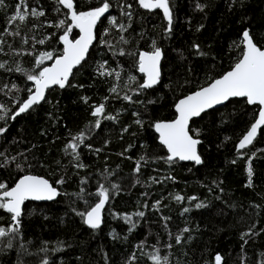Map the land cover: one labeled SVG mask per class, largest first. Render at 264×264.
I'll use <instances>...</instances> for the list:
<instances>
[{"label":"trees","instance_id":"obj_1","mask_svg":"<svg viewBox=\"0 0 264 264\" xmlns=\"http://www.w3.org/2000/svg\"><path fill=\"white\" fill-rule=\"evenodd\" d=\"M108 2L70 86L49 88L45 100L15 119L18 101L33 88L27 75L51 61L37 66L36 59L62 52L64 29L55 25L65 20L66 28L71 21L57 0H26L29 13L36 8L45 15L11 24L18 0L0 6V105L8 109L0 120L7 129L0 135V182L11 187L24 174L42 175L60 193L49 202L25 201L19 232L0 238V264H155L154 255L167 264H215L217 254L221 264H264V126L251 145L236 148L258 105L233 98L191 120L200 164L169 163L153 130L156 121L175 117L179 98L237 62L245 29L264 48V0H170V32L162 9H144L137 0ZM101 3L74 0L78 11ZM77 35L74 28L70 38ZM154 45L163 52L160 81L140 88L138 55ZM101 64L113 74L101 76ZM100 104L104 112L94 116ZM82 133L77 153L66 150ZM101 185L110 196L101 226L92 229L79 213L99 200ZM12 225L11 214L0 209V227Z\"/></svg>","mask_w":264,"mask_h":264},{"label":"snow or ice","instance_id":"obj_2","mask_svg":"<svg viewBox=\"0 0 264 264\" xmlns=\"http://www.w3.org/2000/svg\"><path fill=\"white\" fill-rule=\"evenodd\" d=\"M140 7L144 9H162L165 18L168 21V31H171L173 23V15L170 8V0H137ZM59 5L68 10V15L71 23L65 28V20H60L55 25L57 28H63V35L59 37L63 44L62 54L55 57L52 52H44L36 59L37 66L44 63L45 60H54L50 67H43L38 74H28L27 80L34 84V88L28 89V97L26 100L19 103V107L15 113L11 116L15 119L21 113L28 111L34 105L39 104L45 100L46 90L53 85L59 86L61 89L69 85V78L73 74V69L81 65V62L85 60L89 47L92 45L95 39V28L97 23L102 17L109 11L110 3L108 0H102L99 6L91 8L89 10H77L74 5V0H57ZM4 4V0H0V6ZM23 6L24 10L21 11ZM127 8L131 9L132 5L128 4ZM198 7H201L198 5ZM29 15L32 16H44V11H38L36 8H32L30 13L27 9L26 0H18L16 5L15 14L10 17L9 23L15 21L24 22ZM125 15L131 17L130 12H126ZM115 24V20L111 21ZM53 26V25H49ZM121 31L125 30L124 25H118ZM79 30V38L70 39V35L73 29ZM14 34H19L17 31ZM244 49L241 58L234 64L231 70L227 71L220 78L214 79L206 87H202L196 92L180 99L175 105L177 112L176 119L167 122H157L154 125L155 131L159 134V141L162 145L166 146L169 155L167 161L169 163L176 159L180 161H194L196 164L202 163L201 157L197 152V145L200 143L199 139L194 138L190 134L189 122L195 118L200 117L206 110L213 108L216 105L223 104L229 101L231 98H246V102L249 105H259L258 118L251 124L250 129L243 136L238 144V150L246 148L253 143V140L258 134V130L264 126V48L258 46L248 30H245L242 34ZM123 40V37H121ZM40 44H44L45 40L38 41ZM126 43V41H124ZM27 43V41H25ZM199 50V45H194ZM123 55V51L120 53ZM162 58V52L159 47H155L152 52L139 53V72L146 76L144 82L139 86L140 88H151L156 85L160 80V61ZM4 64L0 63V68H3ZM100 75H112V72L104 70V65L99 66ZM22 71V69H17ZM117 79L119 73L116 72ZM70 86V85H69ZM7 87V86H5ZM15 88V85H12ZM82 87V86H81ZM112 92H116V88L111 89ZM124 99L130 100L131 97L125 95ZM87 102V98H85ZM0 110H3L4 114H0V120L5 119V115L8 109L0 105ZM104 112V105L100 104L95 107L93 111L94 116H99ZM137 124H142L140 120L136 121ZM97 127H99V121H97ZM126 130V129H125ZM6 128L0 127V135H2ZM83 133L79 136L73 137V142L67 145V149H70L73 154L77 153L79 144L83 143ZM78 159V155L76 156ZM15 159V158H13ZM143 160L144 158L141 157ZM19 167V165L17 166ZM77 167H83L78 164ZM137 171H139V162H137ZM249 186H251L252 168L249 161L248 166ZM57 184L64 183L63 179L56 182ZM115 187V185H113ZM60 193L57 188L42 176L37 175H23L14 186L9 187L6 182H0V209L5 210L11 214V220L13 225L4 228L0 227V238L8 236L10 233H17L20 229L22 205L25 201H50L57 197ZM98 196L99 202L96 203L91 209L84 213H79L84 218V222L92 229H97L101 226L102 222V210L105 204L109 200V189L100 186ZM177 200L183 199L181 196L176 197ZM191 199H195L192 197ZM197 208L203 207L202 204H197ZM188 211V209H185ZM138 215L143 216L144 213L140 212ZM131 223V218L126 217ZM134 226V225H133ZM188 231L187 228L184 229ZM180 236L176 237L177 243L180 242ZM246 243V241H245ZM9 247L11 243L9 242ZM134 258V257H133ZM155 264H167V258H161L158 255L152 257ZM215 264H221L222 258L219 254L214 257ZM47 264V262H45Z\"/></svg>","mask_w":264,"mask_h":264},{"label":"water","instance_id":"obj_3","mask_svg":"<svg viewBox=\"0 0 264 264\" xmlns=\"http://www.w3.org/2000/svg\"><path fill=\"white\" fill-rule=\"evenodd\" d=\"M245 30H247V29H245ZM244 30V31H245ZM95 31V30H94ZM243 31V32H244ZM243 32H242V34H243ZM79 35H80V33H79V30H78V35L75 37V38H73V39H77V38H79ZM242 36V35H241ZM70 39H72V38H70ZM94 41V40H93ZM242 41H243V37H242ZM92 46V45H91ZM91 46L89 47V49L91 48ZM161 49V48H160ZM243 49H244V43H243ZM62 51H63V44H62ZM89 51V50H88ZM152 51H154V50H150V51H147V50H141L139 53H141V52H152ZM161 52H162V50H161ZM243 52V51H242ZM61 54H62V52H61ZM60 54V55H61ZM59 56V55H58ZM86 56H87V54H86ZM241 56H242V54H241ZM241 56H240V58H241ZM57 57V56H56ZM162 57H163V52H162ZM55 58V57H54ZM86 58V57H85ZM239 58V59H240ZM238 59V60H239ZM237 60V61H238ZM161 61H162V58H161ZM161 61H160V77H161V73H162V71H161ZM54 62V60H51L50 61V63L49 64H47L45 67H50L51 66V64ZM234 66V65H233ZM232 66V67H233ZM231 67V68H232ZM231 68L229 69V70H231ZM75 69V68H74ZM73 69V70H74ZM229 70H227V71H229ZM137 71H138V73H140V74H142L143 75V81H142V83L144 82V80L146 79V76L143 74V73H141V72H139V55H138V69H137ZM226 71V72H227ZM226 72H224L223 74H225ZM222 74V75H223ZM221 75V76H222ZM221 76H219V77H217V78H220ZM217 78H214V79H217ZM213 79V80H214ZM213 80H211L208 84H210ZM160 81V80H159ZM159 83V82H158ZM157 83V84H158ZM208 84H206V85H204V86H202V87H206ZM54 86H56V85H53L52 87H54ZM52 87H50V88H52ZM202 87H200V88H202ZM33 88H34V84H33ZM200 88H198V89H196V90H194V91H192V92H190V93H188V94H186V95H184L183 97H181V98H179L176 102H175V104H174V111H175V117L173 118V119H171V120H160V121H156L155 123H157V122H167V121H172V120H174V119H176V117H177V112H176V110H175V105L178 103V101L180 100V99H183L184 97H186V96H188V95H190V94H192V93H194V92H196L197 90H199ZM48 90V89H47ZM46 90V91H47ZM46 94V93H45ZM27 99V98H26ZM25 99V100H26ZM231 99H233V98H231ZM239 99H243V98H239ZM245 100H246V98H244ZM227 102V101H226ZM226 102H224V103H226ZM223 103V104H224ZM223 104H220V105H216V106H214L213 108H215V107H219V106H221V105H223ZM249 105V104H248ZM213 108H211V109H213ZM259 108H260V106L258 105V110H257V114H256V117H255V119H257L258 118V113H259ZM208 110H210V109H208ZM208 110H206V111H208ZM195 118H197V117H195ZM194 119V118H193ZM255 119L253 120V122L252 123H254L255 122ZM191 122V121H190ZM190 122H189V126H190ZM155 123L153 124V130H154V132L156 133V135H157V140H158V142L160 143V141H159V134L155 131V128H154V125H155ZM251 123V124H252ZM251 124H250V126H251ZM250 126H249V128L246 130V132L239 138V140L237 141V143H236V148L238 149V144H239V142H240V140L243 138V136L247 133V131L250 129ZM263 127V126H262ZM258 133H259V130H258ZM191 134V133H190ZM258 135V134H257ZM257 137V136H256ZM194 138H196V137H194ZM196 139H199V138H196ZM200 140V139H199ZM255 140V139H254ZM253 140V141H254ZM161 144V143H160ZM162 145V144H161ZM164 148H165V150H166V153H167V156L169 155V153H168V151H167V148H166V146H164V145H162ZM197 152H198V145H197ZM198 154H199V152H198ZM201 157V156H200ZM176 160H178V159H176ZM179 162H192V163H195L194 161H180V160H178ZM196 164V163H195ZM24 175H28V174H24ZM30 175H36V174H30ZM23 176V175H22ZM37 176H42V175H37ZM21 177V176H20ZM19 177V178H20ZM42 177H44L45 179H47L45 176H42ZM18 178V179H19ZM18 179H17V181H18ZM49 180V179H48ZM16 181V182H17ZM15 182V183H16ZM49 182L51 183V181L49 180ZM14 186V185H13ZM54 186V185H53ZM54 187H56V186H54ZM57 188V187H56ZM57 190H58V192H59V189L57 188ZM57 197H55L53 200H55ZM100 199V198H99ZM53 200H50V201H53ZM29 201H32V200H29ZM35 202H49V201H35ZM99 202V200L96 202V203H98ZM95 203V204H96ZM94 204V205H95ZM93 205V206H94ZM106 205V204H105ZM92 206V207H93ZM22 208H23V205H22ZM105 208V207H104ZM91 209V208H90ZM89 209V210H90ZM88 210V211H89ZM103 218H104V209L102 210V222H103ZM102 222H101V224H102ZM85 225L87 226V227H89L86 223H85Z\"/></svg>","mask_w":264,"mask_h":264}]
</instances>
